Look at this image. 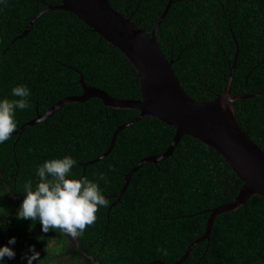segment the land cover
<instances>
[{"label": "trees", "instance_id": "obj_1", "mask_svg": "<svg viewBox=\"0 0 264 264\" xmlns=\"http://www.w3.org/2000/svg\"><path fill=\"white\" fill-rule=\"evenodd\" d=\"M139 27L157 28L159 46L194 99L224 92L237 52L230 91L244 94L232 105L238 123L264 149V0H109ZM60 0H7L0 5V97L25 84L30 107L16 114L17 128L0 144V245L16 237V256L29 245L43 264H172L201 237L211 210L238 195L243 181L212 147L184 135L164 159L145 162L119 198L125 175L143 158L163 154L175 128L132 108L106 106L97 97L61 106L47 120L22 125L88 86L118 99H140L132 62L73 12L48 9ZM26 34L30 21L41 11ZM71 155L74 174L99 179L108 204L76 239L59 230L41 233L39 221L11 215L13 197L35 182V166ZM43 235L41 240L38 236ZM80 244V246H79ZM64 259L68 260L67 262ZM155 262V263H153ZM33 264H36L34 261ZM179 264H264V197L252 195L236 209L218 214L209 238L197 242Z\"/></svg>", "mask_w": 264, "mask_h": 264}, {"label": "water", "instance_id": "obj_2", "mask_svg": "<svg viewBox=\"0 0 264 264\" xmlns=\"http://www.w3.org/2000/svg\"><path fill=\"white\" fill-rule=\"evenodd\" d=\"M48 9H64L73 12L80 20L104 39L116 46L135 66L140 78V99H118L103 89L88 86L83 81V92L80 95L65 97L54 104L46 113L25 123L17 132L27 125L47 120L57 109L70 102H83L97 97L106 106L113 108H132L139 112L138 116L120 125L114 132L109 148L98 158L86 165L104 158L113 148L118 132L142 119L147 115L159 118L175 128V135L168 149L159 155H149L141 159L126 175L125 183L117 195V200L125 191L130 178L147 161L157 162L166 158L184 135L201 140L221 154L243 181L238 195L229 203L219 205L211 210L204 234L194 240L185 250L183 256L172 264H179L189 254L192 247L199 241L209 238L214 218L227 210L236 209L252 195L264 197V149L254 142L238 123L232 103L244 94H232L230 91L233 71L236 65L237 52L224 92L208 101L192 98L184 89L177 77L172 61L168 60L159 46L157 28L161 19L152 31L139 27L129 16L114 9L109 0H60V4ZM39 12L29 23L24 34L32 23L44 11ZM94 264H99L92 257ZM166 264L162 261H156ZM155 263V262H153Z\"/></svg>", "mask_w": 264, "mask_h": 264}, {"label": "clouds", "instance_id": "obj_3", "mask_svg": "<svg viewBox=\"0 0 264 264\" xmlns=\"http://www.w3.org/2000/svg\"><path fill=\"white\" fill-rule=\"evenodd\" d=\"M6 2L0 0V5H6ZM30 94L28 86L18 84L10 89L13 99L0 97V144L7 141L17 128V112L30 107ZM75 165L76 159L71 155L53 157L37 164L35 182L28 180L23 185L21 192L24 198L15 213L16 218L39 221L42 234L59 230L71 238L82 235L85 227L95 222L98 208L106 207L108 201L99 186V179L74 174L72 169ZM0 191L7 193L3 186H0ZM6 218L0 222V227L4 226ZM42 237L36 239L39 241ZM15 243L16 237L13 236L6 244L0 245V264H7V260L16 256L11 247ZM21 259L26 264L34 261L43 264L35 245H29Z\"/></svg>", "mask_w": 264, "mask_h": 264}, {"label": "flooded vegetation", "instance_id": "obj_4", "mask_svg": "<svg viewBox=\"0 0 264 264\" xmlns=\"http://www.w3.org/2000/svg\"><path fill=\"white\" fill-rule=\"evenodd\" d=\"M20 202H21V199H20L19 196H14V197H13V201H12V203H13V207H12V210H11V215H12L13 217H16V216H15V213H16L17 209L19 208ZM76 238H77V237H76ZM76 238H73V239H76ZM79 246H80V244H79Z\"/></svg>", "mask_w": 264, "mask_h": 264}, {"label": "rangeland", "instance_id": "obj_5", "mask_svg": "<svg viewBox=\"0 0 264 264\" xmlns=\"http://www.w3.org/2000/svg\"><path fill=\"white\" fill-rule=\"evenodd\" d=\"M64 261H66V262H67L68 260L64 259ZM55 263H56V264H58L57 262H55Z\"/></svg>", "mask_w": 264, "mask_h": 264}]
</instances>
